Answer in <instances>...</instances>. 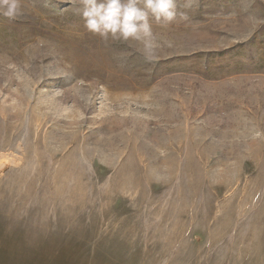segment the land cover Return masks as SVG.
<instances>
[{"label":"rangeland","instance_id":"1","mask_svg":"<svg viewBox=\"0 0 264 264\" xmlns=\"http://www.w3.org/2000/svg\"><path fill=\"white\" fill-rule=\"evenodd\" d=\"M183 3L128 42L0 16V264H264V0Z\"/></svg>","mask_w":264,"mask_h":264},{"label":"clouds","instance_id":"2","mask_svg":"<svg viewBox=\"0 0 264 264\" xmlns=\"http://www.w3.org/2000/svg\"><path fill=\"white\" fill-rule=\"evenodd\" d=\"M79 5L76 13L87 32L104 41H141L152 35L150 17L172 22L178 14V0H70ZM197 0H184L188 9ZM22 14L21 0H0V16L15 20ZM186 16V12L180 13Z\"/></svg>","mask_w":264,"mask_h":264},{"label":"bare ground","instance_id":"3","mask_svg":"<svg viewBox=\"0 0 264 264\" xmlns=\"http://www.w3.org/2000/svg\"><path fill=\"white\" fill-rule=\"evenodd\" d=\"M8 154L0 155V172L6 163L18 164L21 162V157L18 156L17 154L16 155L11 153L9 155Z\"/></svg>","mask_w":264,"mask_h":264}]
</instances>
